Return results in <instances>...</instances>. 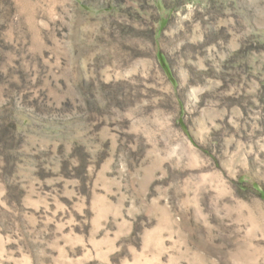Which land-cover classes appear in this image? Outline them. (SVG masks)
I'll return each instance as SVG.
<instances>
[{
  "label": "rangeland",
  "instance_id": "rangeland-1",
  "mask_svg": "<svg viewBox=\"0 0 264 264\" xmlns=\"http://www.w3.org/2000/svg\"><path fill=\"white\" fill-rule=\"evenodd\" d=\"M0 264H264V0H0Z\"/></svg>",
  "mask_w": 264,
  "mask_h": 264
}]
</instances>
